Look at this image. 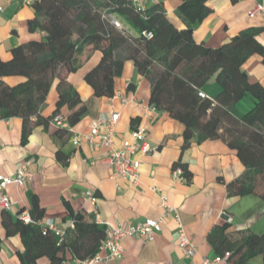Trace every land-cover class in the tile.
I'll return each instance as SVG.
<instances>
[{
  "label": "crops",
  "instance_id": "1",
  "mask_svg": "<svg viewBox=\"0 0 264 264\" xmlns=\"http://www.w3.org/2000/svg\"><path fill=\"white\" fill-rule=\"evenodd\" d=\"M181 2L142 0L140 7L148 9L158 5L169 22L181 30L186 27L176 13ZM257 3L264 7V0H206L210 12L204 20L192 25L193 40L205 47L217 48L240 31L250 29L256 32L257 41L264 47V17L249 16ZM0 9V59L7 61L11 48L39 39L43 34L39 31L30 34L27 30V21L33 17L31 7L0 0ZM99 57V51L87 49L75 70L59 68L46 94L41 114L44 118L52 114L57 99L56 83L64 80L81 101L74 110L84 107L79 120L70 127L73 133H87L93 119L111 110L119 113L114 127L116 147L121 141H130L134 129L143 128L152 150L146 155L135 156L140 160V185L134 188L124 179L112 177V171L105 163L107 150L104 147H94L86 141L73 147L71 135L67 138L56 134L53 124L34 126L23 143L22 120L19 117L0 118V175L12 176L18 166H24L29 173L24 185H10L5 189L13 207L10 212L0 210V264H19L17 253L23 251L21 239L16 234L6 235L4 225L14 223L21 211L29 213L31 196H35L41 209L40 222L51 220L63 232L71 228L70 217L75 213H84L97 224L127 229L162 215L158 197L148 189L153 183L160 188L169 205L177 210L186 235L196 247L195 257H185L178 248L175 223L168 216L152 241L127 237L121 243L122 257L119 260L99 264H201V258L211 260L215 256L208 236L214 226L224 223L228 225L226 234L231 240H239L242 234L249 233L264 237L262 198L258 194H228V185L240 178L244 171L234 151L219 138L200 142L192 140L190 145L183 147L182 123L164 112L144 118L150 83L137 74L130 60H125L113 85V96L121 95L127 104L120 105L118 99L111 101L113 96L95 97L84 77ZM241 69L251 83L264 88V54L249 56ZM20 80L19 77L4 78L9 85ZM219 91L220 87L213 81L200 89L210 100ZM248 105L249 100L245 99L232 110V115L239 118ZM74 110L63 106L60 112L65 118ZM100 132L104 134L105 130ZM58 149L67 157L64 163L56 159ZM177 166L184 172L187 182L179 183L171 178V172ZM88 191H93L94 203L85 198ZM99 254L101 257L106 255L105 251ZM67 258L62 263L75 264L74 260ZM236 258L233 257L230 264L236 263ZM37 264H48V260L42 257ZM210 264L223 263L211 261ZM242 264H264V248L254 250Z\"/></svg>",
  "mask_w": 264,
  "mask_h": 264
},
{
  "label": "trees",
  "instance_id": "2",
  "mask_svg": "<svg viewBox=\"0 0 264 264\" xmlns=\"http://www.w3.org/2000/svg\"><path fill=\"white\" fill-rule=\"evenodd\" d=\"M31 8L33 17L27 21V30L43 36L11 48L7 61L0 59V118L22 120L23 143L34 126H46L54 117H62L63 106L74 110L80 104L77 92L59 80L52 114L47 118L41 114L58 69L73 71L85 50H97L100 57L84 77L95 97L114 95V79L121 74L125 60H130L137 74L150 83L149 104L183 124V147L192 140L221 139L244 167L241 177L228 185V194H258L264 202V88L251 83L241 69L249 56L264 54L255 31L242 30L217 48L195 43L191 27L209 14L206 0H182L176 10L186 26L181 30L158 5L139 9L125 0H38ZM107 15L122 28L114 27L103 17ZM6 77L21 80L9 85ZM211 81L220 87L219 93L213 100L199 97L200 89ZM245 99L248 107L239 118L234 117L232 110ZM83 112L80 107L62 118L70 128ZM56 131L67 138L71 135L66 128L56 127ZM55 156L61 163L67 158L60 149ZM183 176L187 182L184 172ZM29 215L33 223L17 219L4 225L6 235L21 239L19 264H37L42 257L48 264H61L67 256L85 260L98 252L104 239V225L75 213L70 217L72 227L64 230L59 243L41 224L35 196H31ZM227 229V223L214 226L208 236L215 256L229 253L227 264L233 257H237L236 263L231 264H242L254 250L264 248L263 236L249 233L231 240Z\"/></svg>",
  "mask_w": 264,
  "mask_h": 264
},
{
  "label": "built area",
  "instance_id": "3",
  "mask_svg": "<svg viewBox=\"0 0 264 264\" xmlns=\"http://www.w3.org/2000/svg\"><path fill=\"white\" fill-rule=\"evenodd\" d=\"M9 3H14L20 6L31 7L38 0H7ZM132 5L141 9L140 5L142 0H125ZM1 10V9H0ZM260 15L264 17V7L261 3L255 4L253 9L249 12V16ZM106 17L109 22L116 28L121 29L122 25L111 15ZM150 36V34H147ZM198 96L205 98V95L198 92ZM118 99L120 105L125 106L127 100L121 95H115L110 100ZM159 111L153 106L148 104L144 107V118H150L151 114H158ZM119 120V113L111 110L108 114H100L97 118L89 123L88 132L85 134H76L71 131L67 122L61 116H56L51 124L56 127L66 128L71 133L70 143L73 147H78L82 141H86L89 145L94 147H104L107 150L105 163L112 171V177H119L124 179L130 186L137 188L140 185L138 169L140 160L135 157L137 154L140 156L148 154L152 148L146 140V132L143 128L137 127L131 133L130 141H121L119 146L115 145L114 127ZM101 129L105 130L102 134ZM29 177V173L24 166H18L12 176L0 175V210L10 212L13 205L5 193L6 187L10 185L22 186ZM171 178L179 183H185V177L179 167H176L171 172ZM149 191L155 194L159 199V205L162 208V215L158 219H147L142 223L130 226L127 229L112 228L105 226L104 239L101 242L98 252L92 257L85 260H74L75 264H99L101 262L107 263L109 261L119 260L122 257V241L127 237H140L147 241H152L155 234L159 233L164 224V220L171 216L175 223V234L177 246L183 255L187 258L195 257L197 250L195 245L191 242L186 235L183 225L181 223L177 210L169 205L165 196L162 195L160 188L156 184L148 187ZM85 198L92 203L95 202L93 191L85 193ZM17 218L24 224L33 223L27 211H21ZM229 217H226V222H229ZM45 229L51 231L57 238L59 243L63 239L64 232L57 228L51 220L41 222ZM72 227V222L71 225ZM105 251V257H101L99 252ZM229 253L226 252L223 256H214L211 260L208 258H201V264H210L212 262L226 264V259ZM65 264V263H62ZM195 264V263H193Z\"/></svg>",
  "mask_w": 264,
  "mask_h": 264
},
{
  "label": "rangeland",
  "instance_id": "4",
  "mask_svg": "<svg viewBox=\"0 0 264 264\" xmlns=\"http://www.w3.org/2000/svg\"><path fill=\"white\" fill-rule=\"evenodd\" d=\"M146 79V78H145ZM146 81H148V79H146Z\"/></svg>",
  "mask_w": 264,
  "mask_h": 264
}]
</instances>
